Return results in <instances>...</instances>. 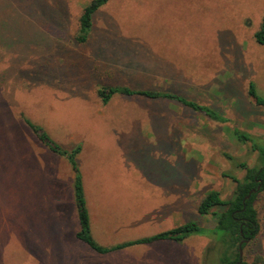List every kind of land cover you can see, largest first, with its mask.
Here are the masks:
<instances>
[{"label":"rangeland","instance_id":"1","mask_svg":"<svg viewBox=\"0 0 264 264\" xmlns=\"http://www.w3.org/2000/svg\"><path fill=\"white\" fill-rule=\"evenodd\" d=\"M90 0H0V264H220L213 234L139 244L106 254L77 240L67 161L38 142L22 116L78 155L91 233L104 246L194 221L213 231L197 205L209 190L230 198L237 163L258 155L234 128L264 142V45L254 39L264 0H109L88 39L74 36ZM165 90L210 106L211 120L181 103L113 95L102 86ZM234 160H228L225 155ZM260 231L241 248L264 260ZM214 207L211 211H217ZM234 251V248L233 250Z\"/></svg>","mask_w":264,"mask_h":264},{"label":"trees","instance_id":"2","mask_svg":"<svg viewBox=\"0 0 264 264\" xmlns=\"http://www.w3.org/2000/svg\"><path fill=\"white\" fill-rule=\"evenodd\" d=\"M109 0H90L82 8L78 18V29L74 36V40L78 43L87 41L89 33L93 27V18L98 10L104 6ZM255 42L264 45V12L258 30L254 32ZM97 94L103 104L117 94L123 96L138 95L151 99H169L174 100L191 110L202 113L211 120L226 122L227 118L214 108L200 104L194 100H189L183 96L165 90H152L131 88L127 85L102 86L98 88ZM247 94L252 101L264 108V98L257 93L256 86L253 81L248 82ZM22 120L31 130L36 140L43 144L52 153L63 157L72 171V197L76 211L78 229L74 233L77 240L86 244L91 250L99 254H106L121 248H127L139 244H150L157 241H175L181 242L189 235L193 234H213L217 239L221 240L224 250L218 256L220 264H248L239 256L240 248H244L252 243L260 231L257 209L254 201L258 193L264 192V142L248 132L238 128L232 130L233 136L243 144L249 143L250 150L258 155V166H247L244 162L237 163V167L244 170L241 179L236 176L223 174L235 182V187L230 198L223 199L219 191L209 190L197 205V212L200 215L211 213L216 218V225L213 231L204 232L202 227L194 221H186L180 225L168 228L163 231L156 232L151 235L142 236L140 238L125 240L111 246L99 244L91 233L90 217L87 207V199L83 177L79 165L78 155L82 150V145L77 143L69 148L62 146L55 141L46 129L30 119L22 116ZM228 160H234L232 156L225 155ZM252 189H257L252 191ZM249 195V196H247ZM218 208L217 211H211L212 208ZM234 248V251H232ZM254 264H264V260L260 255L254 258Z\"/></svg>","mask_w":264,"mask_h":264},{"label":"water","instance_id":"3","mask_svg":"<svg viewBox=\"0 0 264 264\" xmlns=\"http://www.w3.org/2000/svg\"><path fill=\"white\" fill-rule=\"evenodd\" d=\"M254 190H257V189H252V191H254ZM247 196H249V195H247ZM244 240H242L240 243H239V256L241 257V254H242V250H241V248H240V246H241V243L243 242Z\"/></svg>","mask_w":264,"mask_h":264}]
</instances>
